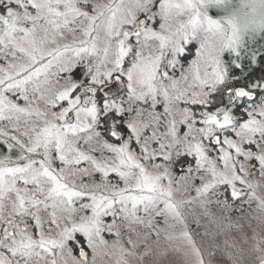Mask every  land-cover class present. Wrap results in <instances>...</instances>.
Segmentation results:
<instances>
[{
	"label": "snow or ice",
	"instance_id": "1",
	"mask_svg": "<svg viewBox=\"0 0 264 264\" xmlns=\"http://www.w3.org/2000/svg\"><path fill=\"white\" fill-rule=\"evenodd\" d=\"M257 260L264 0H0V264Z\"/></svg>",
	"mask_w": 264,
	"mask_h": 264
},
{
	"label": "rangeland",
	"instance_id": "2",
	"mask_svg": "<svg viewBox=\"0 0 264 264\" xmlns=\"http://www.w3.org/2000/svg\"><path fill=\"white\" fill-rule=\"evenodd\" d=\"M253 258H254V257H253ZM256 264H259V261H258V260L256 261Z\"/></svg>",
	"mask_w": 264,
	"mask_h": 264
}]
</instances>
